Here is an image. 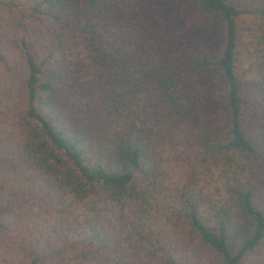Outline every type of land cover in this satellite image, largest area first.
Returning <instances> with one entry per match:
<instances>
[{
	"label": "trees",
	"instance_id": "16d2710c",
	"mask_svg": "<svg viewBox=\"0 0 264 264\" xmlns=\"http://www.w3.org/2000/svg\"><path fill=\"white\" fill-rule=\"evenodd\" d=\"M194 3L0 0V264H264V0Z\"/></svg>",
	"mask_w": 264,
	"mask_h": 264
},
{
	"label": "rangeland",
	"instance_id": "374dc122",
	"mask_svg": "<svg viewBox=\"0 0 264 264\" xmlns=\"http://www.w3.org/2000/svg\"><path fill=\"white\" fill-rule=\"evenodd\" d=\"M150 14L159 27L162 36L178 50L216 49L220 44V30L217 26L202 22L196 13L194 0H145ZM211 102L217 106L226 91L224 79L219 72H213L204 87Z\"/></svg>",
	"mask_w": 264,
	"mask_h": 264
}]
</instances>
